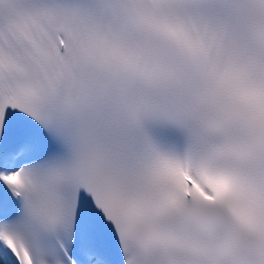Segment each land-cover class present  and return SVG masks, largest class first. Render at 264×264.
Wrapping results in <instances>:
<instances>
[{"label": "snow or ice", "instance_id": "6c2138e0", "mask_svg": "<svg viewBox=\"0 0 264 264\" xmlns=\"http://www.w3.org/2000/svg\"><path fill=\"white\" fill-rule=\"evenodd\" d=\"M0 264H264V0H0Z\"/></svg>", "mask_w": 264, "mask_h": 264}]
</instances>
